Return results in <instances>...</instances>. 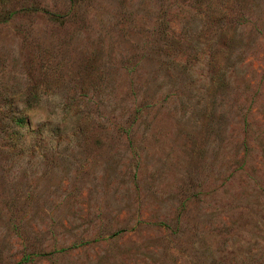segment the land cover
<instances>
[{
    "label": "rangeland",
    "instance_id": "rangeland-1",
    "mask_svg": "<svg viewBox=\"0 0 264 264\" xmlns=\"http://www.w3.org/2000/svg\"><path fill=\"white\" fill-rule=\"evenodd\" d=\"M0 264H264V0H0Z\"/></svg>",
    "mask_w": 264,
    "mask_h": 264
}]
</instances>
